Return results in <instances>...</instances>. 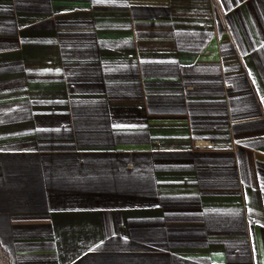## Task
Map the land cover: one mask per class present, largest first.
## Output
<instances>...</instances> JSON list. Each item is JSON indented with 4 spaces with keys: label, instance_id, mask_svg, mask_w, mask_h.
Here are the masks:
<instances>
[{
    "label": "crops",
    "instance_id": "obj_1",
    "mask_svg": "<svg viewBox=\"0 0 264 264\" xmlns=\"http://www.w3.org/2000/svg\"><path fill=\"white\" fill-rule=\"evenodd\" d=\"M0 264H264V0H0Z\"/></svg>",
    "mask_w": 264,
    "mask_h": 264
},
{
    "label": "built area",
    "instance_id": "obj_2",
    "mask_svg": "<svg viewBox=\"0 0 264 264\" xmlns=\"http://www.w3.org/2000/svg\"><path fill=\"white\" fill-rule=\"evenodd\" d=\"M191 30H192V31H200L201 28H200V27H193V26H192V27H191Z\"/></svg>",
    "mask_w": 264,
    "mask_h": 264
}]
</instances>
